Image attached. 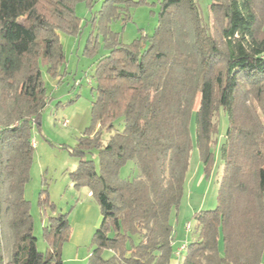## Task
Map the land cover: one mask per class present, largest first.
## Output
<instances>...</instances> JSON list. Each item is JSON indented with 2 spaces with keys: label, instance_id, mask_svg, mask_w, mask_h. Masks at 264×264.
<instances>
[{
  "label": "trees",
  "instance_id": "obj_1",
  "mask_svg": "<svg viewBox=\"0 0 264 264\" xmlns=\"http://www.w3.org/2000/svg\"><path fill=\"white\" fill-rule=\"evenodd\" d=\"M80 1L91 7L96 0H0V264H62L67 216L49 219L43 227L48 247L39 251L24 186L33 161L32 129L49 101L41 66L52 77L61 75L66 55L59 32L80 34ZM145 1L103 0L99 10L108 53L96 59L92 74V124L70 149L78 158L71 173L76 185L86 186L101 209L86 264H169L172 214L179 209L190 150L195 144L208 175L220 110L228 125L219 146L217 203L194 213L181 264H260L264 0H211L209 21L195 0H161L154 31L120 41L109 22L130 19L129 9ZM96 46L89 37L84 52L95 55ZM118 118L122 130L114 127ZM92 150L97 164L87 158ZM128 160L139 176L119 179Z\"/></svg>",
  "mask_w": 264,
  "mask_h": 264
},
{
  "label": "rangeland",
  "instance_id": "obj_2",
  "mask_svg": "<svg viewBox=\"0 0 264 264\" xmlns=\"http://www.w3.org/2000/svg\"><path fill=\"white\" fill-rule=\"evenodd\" d=\"M103 0H96L91 7L83 1L75 4V14L81 20L79 35L59 32V39L66 55V62L61 67V75L52 77L41 66L42 77L47 89L49 101L44 107L40 125L32 129L34 145L33 161L29 170V179L24 186V197L29 202L33 221V235L36 247L45 252L48 247L43 234V227L49 219L60 213L67 216L69 223L68 238L61 246L62 264H86L93 249V233L101 221L100 205L84 185H76L72 172L77 168L78 158L70 154L77 139L92 124L91 104L96 97L95 81L92 77L96 59L108 50L104 46L103 34L99 27V10ZM161 0H146L129 9L130 19L123 17L109 22V27L116 32L120 41L128 43L143 33L151 34L158 23ZM205 21L211 17V0H195ZM264 19V10H263ZM92 37L96 42L95 55L84 52L86 41ZM199 95L194 108H198ZM66 120L67 124L62 125ZM217 133L213 145L214 162L208 175L204 174L198 150L193 144L190 150L189 167L186 172L179 209L172 214V223L176 219L193 225V215L201 209H212L217 203L218 181L222 172L219 146L224 140L228 125L225 113L216 114ZM117 130H122L124 121L118 118L114 122ZM110 132L103 133L105 142ZM190 137L194 143L193 120ZM88 159L97 164L96 150L87 154ZM139 170L134 160H128L118 172L119 179H135ZM47 195V201H43ZM177 214V217L175 218ZM175 218V220H174ZM187 239L191 233L187 232ZM110 252L103 251L108 257ZM184 252L172 255L169 264H181Z\"/></svg>",
  "mask_w": 264,
  "mask_h": 264
},
{
  "label": "crops",
  "instance_id": "obj_3",
  "mask_svg": "<svg viewBox=\"0 0 264 264\" xmlns=\"http://www.w3.org/2000/svg\"><path fill=\"white\" fill-rule=\"evenodd\" d=\"M177 217V214L175 216V218ZM174 218V220H175ZM173 222V221H172ZM175 224L173 223V241H172V245H173V255L178 256L177 252L178 250H180V248L185 245L189 239L186 238L187 235V228H186V224L188 223V221H184L183 223L179 222L178 219H176V221H174ZM184 249L181 250V252ZM180 252V254H181ZM260 264H264V251L262 254V259H261V263Z\"/></svg>",
  "mask_w": 264,
  "mask_h": 264
},
{
  "label": "built area",
  "instance_id": "obj_4",
  "mask_svg": "<svg viewBox=\"0 0 264 264\" xmlns=\"http://www.w3.org/2000/svg\"><path fill=\"white\" fill-rule=\"evenodd\" d=\"M66 124H67V121L64 120V121L62 122V125H66ZM188 227H189V223L186 224V228H188ZM183 248H184V245L180 248V250H178L177 254H179L180 251H181V249H183Z\"/></svg>",
  "mask_w": 264,
  "mask_h": 264
}]
</instances>
